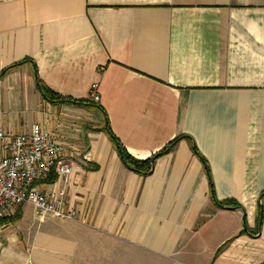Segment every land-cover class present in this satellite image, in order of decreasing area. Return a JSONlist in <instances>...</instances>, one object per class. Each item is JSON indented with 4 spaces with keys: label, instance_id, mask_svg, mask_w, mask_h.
<instances>
[{
    "label": "crops",
    "instance_id": "crops-1",
    "mask_svg": "<svg viewBox=\"0 0 264 264\" xmlns=\"http://www.w3.org/2000/svg\"><path fill=\"white\" fill-rule=\"evenodd\" d=\"M0 75V130L55 135L74 171L39 188L75 214L7 210L0 264H264V0H0Z\"/></svg>",
    "mask_w": 264,
    "mask_h": 264
},
{
    "label": "built area",
    "instance_id": "built-area-1",
    "mask_svg": "<svg viewBox=\"0 0 264 264\" xmlns=\"http://www.w3.org/2000/svg\"><path fill=\"white\" fill-rule=\"evenodd\" d=\"M91 98L99 101L96 90ZM73 171L55 135L40 125H35L29 134L0 130V217L7 210L30 204L39 222L48 218L72 220L75 214L67 210L64 193L51 198L39 184L53 174L66 179Z\"/></svg>",
    "mask_w": 264,
    "mask_h": 264
},
{
    "label": "trees",
    "instance_id": "trees-1",
    "mask_svg": "<svg viewBox=\"0 0 264 264\" xmlns=\"http://www.w3.org/2000/svg\"><path fill=\"white\" fill-rule=\"evenodd\" d=\"M2 75V74H1ZM0 75V76H1ZM44 96L49 99L50 101H65L66 99L65 98H62L56 94H54L52 91L48 90L47 88H41ZM68 101V100H67ZM72 102V101H71ZM74 103H77V102H74ZM111 134V139L114 141L118 151H119V154L124 162V164L126 166H128L129 168L133 169L134 171L140 173V174H143V175H147L149 172H150V162L151 161H138L136 159H134L124 148L123 146H121V144L117 141V139L113 136L112 133ZM176 141L173 142L171 144V147L175 146L176 145ZM57 179V176L56 175H51L50 178L47 180V181H50V182H53V181H56ZM260 217H261V220H262V210L260 212Z\"/></svg>",
    "mask_w": 264,
    "mask_h": 264
}]
</instances>
